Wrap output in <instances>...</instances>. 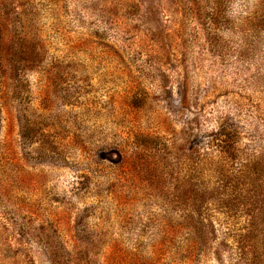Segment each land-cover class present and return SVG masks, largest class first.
<instances>
[{
	"label": "rangeland",
	"instance_id": "374dc122",
	"mask_svg": "<svg viewBox=\"0 0 264 264\" xmlns=\"http://www.w3.org/2000/svg\"><path fill=\"white\" fill-rule=\"evenodd\" d=\"M0 108V264H264V0H0Z\"/></svg>",
	"mask_w": 264,
	"mask_h": 264
},
{
	"label": "trees",
	"instance_id": "16d2710c",
	"mask_svg": "<svg viewBox=\"0 0 264 264\" xmlns=\"http://www.w3.org/2000/svg\"><path fill=\"white\" fill-rule=\"evenodd\" d=\"M15 84V88H16ZM24 111V108L21 109V112L19 111V139L21 141V144H25L28 139L32 138V135L37 132V128L35 126H38L37 124L29 123L28 119L25 118V116L21 115ZM1 108H0V122H1ZM148 137V136H147ZM235 147V148H234ZM230 150H234L235 153L239 151V148H236L235 141H233V146L229 147ZM264 148V147H263ZM258 148L255 147L254 150L251 149V153H249V157L255 156L253 159H250L249 161L242 162L241 165L238 168H227V170H222L225 174L226 178L229 180H235L236 186L235 188H240L243 191H247V194H250L251 197H258L259 195V187L260 184L253 181L252 177H255L256 180L259 179L258 174L260 175L259 166L260 163L264 160V152L260 155L258 154ZM261 194V193H260ZM256 211V210H255Z\"/></svg>",
	"mask_w": 264,
	"mask_h": 264
}]
</instances>
